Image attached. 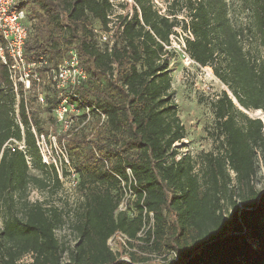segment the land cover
Masks as SVG:
<instances>
[{"label": "trees", "instance_id": "trees-1", "mask_svg": "<svg viewBox=\"0 0 264 264\" xmlns=\"http://www.w3.org/2000/svg\"><path fill=\"white\" fill-rule=\"evenodd\" d=\"M13 1L35 20L24 46L27 59L42 58L49 69L73 50L86 73L74 91L106 120L94 121L89 132L80 129L67 146L75 169L106 189L78 207L72 224L77 242L62 261L55 232L63 212L44 200L28 201L31 187L53 193L61 186L54 169L41 163L31 127L45 130L22 97L23 130L15 123V96L0 61V264H126L107 245L116 233L144 243L138 246L143 251H175L180 264H264V188L253 182L264 162V120L243 113L264 114V0H238V16L228 0ZM95 25L110 34V46L99 41ZM178 31L186 34L187 57L225 87L211 103L220 150L205 154L201 177L174 148L184 129L172 100L166 48ZM50 93L43 107L53 116L57 94ZM126 170L135 182L133 216L118 211L116 176L127 180ZM149 213L153 224L137 238ZM131 259L153 264L134 253Z\"/></svg>", "mask_w": 264, "mask_h": 264}, {"label": "rangeland", "instance_id": "rangeland-1", "mask_svg": "<svg viewBox=\"0 0 264 264\" xmlns=\"http://www.w3.org/2000/svg\"><path fill=\"white\" fill-rule=\"evenodd\" d=\"M123 0H117L118 3ZM131 2V0H126ZM232 2L231 10L238 16L240 8L237 5L238 0H228ZM161 6V4H158ZM27 12L28 16L26 17L25 25L27 29H31V26L35 24V20L31 19V14L27 8L23 9ZM117 11H120L117 9ZM237 14V15H236ZM241 16V15H240ZM96 30V36L104 34L101 32L97 25L94 26ZM32 30H30V33ZM29 34V33H28ZM37 32L35 29L32 33V40L36 37ZM184 33L178 31L177 36H171V45L166 48L170 52V61L168 65V72L171 77V93L173 103L176 105L177 115L180 120V123L184 129V139L180 142L174 144L176 157L188 156L190 163L194 166V172L201 177L203 168H204V156L208 153H217L220 150V143L222 137L215 125V118L213 110L211 108V103L219 96L221 91L225 90V87L213 76L212 71L209 68H201L191 61L186 53L184 52L183 39L185 38ZM51 94L52 90L47 89V87L39 88L33 87L30 89V92L26 94L27 109L33 114L38 120L41 128L49 132L50 127L54 131L52 113L46 108L39 105L36 102V97L38 93ZM52 96H54L52 94ZM243 113L248 118H261L264 120V114L255 111H243ZM81 113H79V120L81 119ZM96 120L101 122L99 116L96 119L93 117L92 121L88 125H84L81 129H85L86 132L93 127V122ZM48 126V127H47ZM79 129V128H78ZM58 134V131L56 132ZM68 134V133H67ZM71 134V132H69ZM74 133H72L73 135ZM67 135H60L61 139ZM70 137V136H69ZM66 137V150L69 154L71 150L70 144L67 146L68 138ZM89 137V136H88ZM90 138V137H89ZM54 152L52 156L57 159L58 153ZM71 157V166L72 169L76 172V185L75 187L68 188V180H64L61 183V186L53 193L50 190L40 191L34 187L29 189L28 201L33 203L35 201L41 202L42 200L46 201V206H53L58 210L63 212V225L59 230L55 232V236L59 242L61 249L64 250L62 254V261L66 260L67 251L72 249V247L77 242V236L72 229V224L75 219V213L78 210V207L83 204L87 196L96 193L102 192L106 189L105 185L91 184L86 180L85 173L81 174L75 169L76 161L72 156ZM30 164V163H29ZM106 169V168H105ZM103 168L102 171H105ZM231 178L233 174L229 172ZM256 188H264V162L260 161L258 165L257 174L253 180ZM234 182H232L233 184ZM108 187V186H107ZM109 188V187H108ZM129 197V193L126 194L127 199V208L129 210L128 216H133L134 211V197ZM228 204L224 205L223 213L225 220H229L230 212ZM3 212L0 214V229L2 227ZM147 224L145 223L144 227L141 228V231L137 234V238L144 236V233L147 230ZM128 239V237H125ZM133 245L132 247L130 246ZM144 243H139L137 240L131 241L128 243L125 239L121 237H115L109 243V247L117 254L119 260L126 263L128 260L131 264H136L131 259V254H135L136 257L147 258L148 262L153 264H180L182 259L179 257L178 262L170 263L162 261L164 260V255L167 253V249H161L160 251H152L147 249L143 251L138 246L143 245ZM148 248V247H147ZM30 256H26L22 259V262H29ZM127 264V263H126Z\"/></svg>", "mask_w": 264, "mask_h": 264}, {"label": "built area", "instance_id": "built-area-1", "mask_svg": "<svg viewBox=\"0 0 264 264\" xmlns=\"http://www.w3.org/2000/svg\"><path fill=\"white\" fill-rule=\"evenodd\" d=\"M25 20L24 12L14 8L13 0H0V61L7 68L11 83L10 89L15 96L13 109L14 121L23 130L18 115V102L21 97L26 100V94L33 87L42 89L47 87V89L57 94V105L52 111L53 127L55 130L52 131V127H50L49 132L38 133L34 127H31V132L35 138L41 163L47 168H53L61 183L64 180H68V188L75 187L77 176L76 172L72 169L70 156L66 150V137L79 131L82 126L90 124L93 117L98 118L99 116L101 120L99 125L105 122L106 117L93 106L82 103L74 91L75 87L81 85L87 79L86 73L80 66L75 51H69L61 62L49 69H45L46 62L42 58L29 60L25 57L24 46L29 33L25 25ZM110 39V34L104 33L99 36V41L101 43H109V46L111 45ZM36 102L41 106L45 104V96L42 92L37 94ZM25 107L28 111L26 102ZM79 113H81L80 120L78 119ZM55 131H58V134ZM59 134L67 136L61 139ZM17 145L19 150L24 149L23 140ZM54 152H59L57 159L52 156ZM126 175L127 180L116 176L121 189L118 211L128 209L126 206L127 193H129L128 198L132 196L135 199V194H133L130 188V184L135 185L134 179L129 170H126ZM143 220V227L145 223H148V230L153 224L152 214L149 213L147 217L143 216ZM115 237H121L128 243H131V240L125 238L126 236L124 234L116 233L107 241L108 247L111 240ZM178 259V254L170 250L164 255L162 262L176 263ZM126 263L131 264L128 260Z\"/></svg>", "mask_w": 264, "mask_h": 264}]
</instances>
